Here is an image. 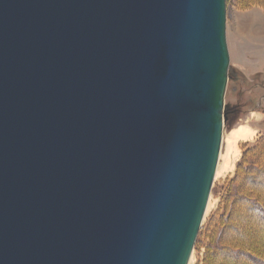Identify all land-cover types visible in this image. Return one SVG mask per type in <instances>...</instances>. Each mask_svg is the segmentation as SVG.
Instances as JSON below:
<instances>
[{"label":"water","instance_id":"1","mask_svg":"<svg viewBox=\"0 0 264 264\" xmlns=\"http://www.w3.org/2000/svg\"><path fill=\"white\" fill-rule=\"evenodd\" d=\"M230 60L227 0H0V264H189Z\"/></svg>","mask_w":264,"mask_h":264},{"label":"rangeland","instance_id":"2","mask_svg":"<svg viewBox=\"0 0 264 264\" xmlns=\"http://www.w3.org/2000/svg\"><path fill=\"white\" fill-rule=\"evenodd\" d=\"M227 41L231 60L225 104L227 116L229 113L231 116L226 121L224 135L240 124L250 125L258 131V134L255 139L240 144L241 156L236 163L235 172L222 178L215 177L209 198L212 207L205 215L200 230L202 234L198 236L194 248L192 264H204L208 242L204 234L212 218L221 211L228 182L236 174L239 162L244 156L246 144L254 143L264 135V6L259 3V0H227ZM223 145L222 143L221 152ZM261 158L258 164L259 171L255 172L254 178L244 181L242 188L244 192H252L254 184L258 187L264 186V157ZM244 205L243 202L239 203L240 212L244 209L245 213L241 218L237 217L235 222L243 232L241 233L243 240L247 244H252L256 252L264 254V226L260 223V214L254 209L247 210ZM229 230V236L235 233V229ZM235 237L233 240L239 241L240 237L238 235ZM217 257L212 260L213 263L220 259L225 264H252L246 257H241L238 261H233V258L228 255Z\"/></svg>","mask_w":264,"mask_h":264},{"label":"trees","instance_id":"3","mask_svg":"<svg viewBox=\"0 0 264 264\" xmlns=\"http://www.w3.org/2000/svg\"><path fill=\"white\" fill-rule=\"evenodd\" d=\"M259 3L264 6V0H259ZM230 116L229 113L227 116L228 120ZM260 157H264V135L256 142L246 144L244 156L239 162L236 174L228 182L221 204V211H218L208 224L206 234H204L208 239L204 264H225L220 259L213 263L212 260H215L218 255L231 256L233 261L246 257L252 264H264V254L256 252L252 244H247L243 240L244 237L241 234L243 232H241L237 222H235L237 217L241 218L245 213L244 209L242 212L239 210V203L243 202L245 204L244 208H247V210L254 209L260 214V223L264 226V186L257 187L253 183L252 192H244L242 189L246 179L254 178L255 172L259 167ZM230 228L235 229V233L233 235L231 233L229 236L228 231H230ZM200 234L202 232L199 233V237ZM235 235L240 237L237 242L233 240Z\"/></svg>","mask_w":264,"mask_h":264},{"label":"bare ground","instance_id":"4","mask_svg":"<svg viewBox=\"0 0 264 264\" xmlns=\"http://www.w3.org/2000/svg\"><path fill=\"white\" fill-rule=\"evenodd\" d=\"M257 134L258 131L253 127H251L250 125L240 124L233 127L230 131H228L224 135L223 150L222 152H220V158H219V163L215 177L222 178L235 172L236 163L241 156L240 144L255 139ZM211 207H212V202L210 201L207 206L206 213L210 210ZM193 262H194V256L192 254L189 264H192Z\"/></svg>","mask_w":264,"mask_h":264}]
</instances>
